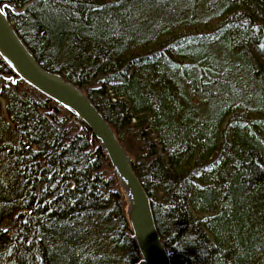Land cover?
I'll list each match as a JSON object with an SVG mask.
<instances>
[{"label":"trees","instance_id":"trees-1","mask_svg":"<svg viewBox=\"0 0 264 264\" xmlns=\"http://www.w3.org/2000/svg\"><path fill=\"white\" fill-rule=\"evenodd\" d=\"M0 1L30 2L18 34L114 127L173 264H264V0ZM2 96L0 264H146L91 129Z\"/></svg>","mask_w":264,"mask_h":264},{"label":"water","instance_id":"water-1","mask_svg":"<svg viewBox=\"0 0 264 264\" xmlns=\"http://www.w3.org/2000/svg\"><path fill=\"white\" fill-rule=\"evenodd\" d=\"M29 3L18 8L13 2L0 1V58L12 70L10 74L0 72L2 115L10 121L8 102L2 96L3 86L23 81L66 108L74 120L85 123L109 156L112 166L110 173L116 174L126 196V215L143 261L146 264H172V252L166 247L156 225L152 197L134 169L133 156L118 139L114 127L84 88L45 67L35 57L10 20L8 10L21 13Z\"/></svg>","mask_w":264,"mask_h":264},{"label":"bare ground","instance_id":"bare-ground-1","mask_svg":"<svg viewBox=\"0 0 264 264\" xmlns=\"http://www.w3.org/2000/svg\"><path fill=\"white\" fill-rule=\"evenodd\" d=\"M125 195V194H124ZM125 198H126V196H125ZM126 210H127V201H126ZM166 245V244H165ZM167 247V246H166ZM168 248V247H167ZM169 249V248H168ZM170 250V249H169ZM171 251V250H170ZM172 252V251H171ZM171 258H172V264H173V254H172V256H171Z\"/></svg>","mask_w":264,"mask_h":264},{"label":"rangeland","instance_id":"rangeland-1","mask_svg":"<svg viewBox=\"0 0 264 264\" xmlns=\"http://www.w3.org/2000/svg\"><path fill=\"white\" fill-rule=\"evenodd\" d=\"M73 120H74V119H73ZM74 121L76 122V120H74ZM77 122H78V121H77ZM77 122H76V123H77ZM79 124H80V123H79ZM6 226H7V228H9V225H8V224H6Z\"/></svg>","mask_w":264,"mask_h":264}]
</instances>
